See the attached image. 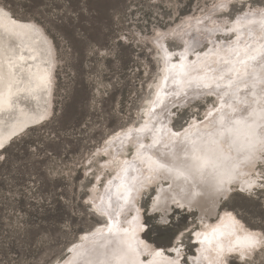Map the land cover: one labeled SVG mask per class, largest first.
Wrapping results in <instances>:
<instances>
[{
  "label": "rangeland",
  "instance_id": "obj_1",
  "mask_svg": "<svg viewBox=\"0 0 264 264\" xmlns=\"http://www.w3.org/2000/svg\"><path fill=\"white\" fill-rule=\"evenodd\" d=\"M3 1L15 14L34 17L46 26L59 62L51 119L30 126L2 151L0 264H55L69 254V246L77 245L81 232L101 223L85 202L93 183L86 163L111 132L138 121L148 79L157 71L148 47L138 45L135 35L148 34L154 25L168 28L187 14H207L218 0ZM175 15L177 21L171 20ZM123 35L132 43L121 41ZM224 36L231 39L224 32L216 33L218 39ZM168 42L170 48L178 46ZM212 98L197 97L186 106H174L171 124L179 129L194 113L202 117V111L215 104ZM230 187L219 210L232 209L246 224L264 231V188H242L237 183ZM152 193L140 201L146 224L142 236L161 246L169 258L177 257L172 249L179 247L180 264H190L189 256L197 255L200 214L176 204L172 210L152 214ZM176 237L182 242L177 243ZM255 255L247 261L232 259L231 264H264V250Z\"/></svg>",
  "mask_w": 264,
  "mask_h": 264
},
{
  "label": "bare ground",
  "instance_id": "obj_2",
  "mask_svg": "<svg viewBox=\"0 0 264 264\" xmlns=\"http://www.w3.org/2000/svg\"><path fill=\"white\" fill-rule=\"evenodd\" d=\"M0 7H5L10 11L12 18L17 21L15 26H11L10 22L5 19L4 27L0 28V32L10 29L15 41L14 50L10 52L6 34L3 51L0 52V62L3 64L6 82L10 71L9 58H14L16 65L13 69L16 72L13 77L12 99L14 104H6L3 111H0V140L4 145L0 148L1 163L2 151L14 139L22 137L30 126H41L51 119L54 70L59 61L56 58L52 35L41 21L34 17L15 14L3 0H0ZM202 13L184 15L181 21L171 24L168 28L152 25L148 34L138 31L135 35L138 45L141 43L146 48L148 47V51L152 55L151 58L157 65V71L152 79H148L145 88V91L148 92L147 96L143 98L135 117L138 121L133 120L115 131L109 132L110 134L105 137L103 144L94 149V155L90 154L86 163L88 165L85 171L93 176V183L89 185L87 200L86 198L84 200L91 207V212L101 219V223L96 224L90 230L87 229L88 231L81 232L77 243L74 242L77 247H73V244L69 246L71 249L68 251L69 254L60 260H56V258L55 264H85L86 261L97 264L98 261L105 259L104 254L116 242H121L124 246L132 244L136 251L129 254L131 259L138 261L154 259L156 264H168L169 260L179 259L180 264L181 255L175 258L167 257L169 254L155 257L154 253L157 250L162 251V247L149 242L142 236L146 224L143 222L144 216L141 212L140 201L147 192H153L149 202L152 214L172 210L173 204L185 209H196L200 214L199 220L203 225L196 232L201 235L200 237L195 235L199 244H197V255L189 256L190 264H220L221 260H224L225 264H231L232 259L235 258L242 261L239 257V248L231 253L227 249L229 245L236 246L237 237L243 240L247 233L255 234L262 243L250 253H246L244 261L254 259L257 251L264 250V231L262 229L246 224L232 209L225 207L219 210L220 200L228 198L233 188L230 187L232 183L240 184L242 188H248L247 182L255 179L254 175H248L250 169L241 166L237 170L239 174L234 176L230 184L225 185L229 191L222 195L216 192L213 187L215 179L211 168L206 170L204 183H201L200 177L195 174V184H193L191 179L185 183L182 178L176 179L163 171L152 175L149 179L147 165L141 164L137 158V149L141 143L146 146L143 150L145 155H151L154 159H160L161 153L171 155L170 149L175 150L182 159L184 153L181 149L187 147L191 150L193 144L198 149L196 155L212 154L209 150L215 146L209 143L211 138L207 134L214 131V121L219 119V113L213 112L212 116H208V113L214 107L219 108L220 98L216 93L219 91L222 95L223 89L216 90L213 87L211 95L216 100L215 104L203 110L205 115L202 117H198L194 113L184 126L177 129L171 124L173 107L183 106L192 99L196 100L197 97H206L210 90L197 88L195 82L189 86V78H184L182 85L174 82V78L175 81L181 79V76L178 75L180 71L178 67L172 69L170 73L165 71V68H171V65L178 66L183 54L190 78L203 76L205 67H218L219 57L224 55L228 46L235 41V35L227 32V28L232 26L231 19L234 17L228 18L224 12L216 8L207 14ZM241 15L243 14L241 13ZM176 17L177 15L171 20L177 21ZM225 21L228 23L226 24ZM21 25H30L32 28L21 27ZM248 27H251L256 35H259L258 23L248 25L245 27L242 41L248 39L246 35ZM218 31L230 35L231 39L229 40L225 36L220 39L216 38ZM161 36L165 38L160 39ZM120 40L132 43L127 35H123ZM170 40L178 43V46L170 48V42H168ZM165 49L169 54L167 57ZM103 54L105 55L107 52L103 51ZM21 55L24 56V60L19 59ZM165 76H168L167 81H165ZM17 81H22L18 87L15 86ZM244 94L242 89L240 97L243 98ZM248 99L251 103L250 95ZM224 100L227 103L234 102L229 96H224ZM239 106L243 107V105ZM224 112L230 114V109L225 107ZM142 128L143 131L140 130ZM174 132L180 133V135L172 136L171 134ZM154 137L160 143L150 148L147 147L153 145ZM165 144L169 146L168 149L164 147ZM223 153L236 156L235 150H230L227 144L223 146ZM215 155L219 156V153ZM93 169L94 171H92ZM220 171L222 169L218 168L216 174ZM102 176L104 177L102 178ZM101 179L102 183L98 184ZM84 186L82 185V188ZM214 218L217 221L213 222ZM110 224L113 225L111 233L108 230ZM141 225L143 227H140ZM216 228L223 230L225 235L214 238L211 245L207 242L201 243L205 234L212 238L213 229ZM217 243L224 246V252L219 256Z\"/></svg>",
  "mask_w": 264,
  "mask_h": 264
},
{
  "label": "snow or ice",
  "instance_id": "obj_3",
  "mask_svg": "<svg viewBox=\"0 0 264 264\" xmlns=\"http://www.w3.org/2000/svg\"><path fill=\"white\" fill-rule=\"evenodd\" d=\"M257 4L259 5L258 7L256 6ZM213 7L224 12L229 18L234 17V19H231L232 26L227 28V32L234 34L236 37L235 41L228 46L226 53L219 57L217 61L218 67H205L203 76L190 78V72L184 63L185 56L182 54L181 62L178 66L171 65V68H165V71L169 73L172 69L179 68L178 75L181 76V79L175 81L174 78V82L177 84L182 85L184 78H189V86L195 82L197 88L209 89V95L213 94L211 91L213 87L216 90L223 89L222 95L219 91L216 93L220 98L219 108L214 107L208 113V116H212L213 112L219 113V119L214 121V131L207 134L211 138L209 143L215 146L209 150L212 154L196 155L198 149L193 144L191 150L187 147L181 149L184 153L182 159L173 149H170L171 155L161 153L160 159H154L151 155H145L143 150L146 146L141 143L137 149V158L141 164L147 165V170L150 174L149 179H151L152 175L163 171L176 179L182 178L185 183L191 179L193 184H195V174L200 177L201 183H204L206 170L211 168L215 179L213 187L216 192L223 195L229 191L225 185L230 184L234 176L239 174L237 170L241 166L250 169L248 175L254 174L255 176V179L247 182L249 189L255 186L264 188V170L255 171L258 166L264 168V0H218ZM5 19L10 22L11 26L17 24V21L12 18L10 11L6 10L5 7H0V28L4 27L3 21ZM225 23L227 24L228 21H225ZM257 23L259 24V35H256L253 29L248 27L246 32L248 39L242 41L245 27ZM21 27L32 28L30 25H21ZM6 34L8 37V50L10 52L14 50L15 41L9 29L6 32H0V52L3 51ZM163 38L165 37H160V39ZM165 53L167 57L169 55L167 49H165ZM19 59L24 60V56L21 55ZM8 64L10 71L6 82L3 64L0 62V111H3L6 104H14L12 99L13 77L16 75V72L13 71L16 67L14 58H9ZM167 79L168 76H165V81ZM21 82L17 81L15 86L18 87ZM242 89L245 93L243 98L240 97ZM249 95L251 96V103H249ZM224 96H229L234 102L227 103L224 100ZM239 105H243V107ZM225 107L230 109V114L224 112ZM140 130L143 131L144 129ZM171 135L179 136L180 133L174 132ZM157 143H160V141L154 137L153 145L147 147L150 148ZM225 144L230 150H235L236 156L224 155L223 146ZM3 146V141L0 140V148ZM164 147L166 149L169 148L166 144ZM216 153H219V156H216ZM125 164H127V161H125ZM218 168L222 169V171L216 174ZM257 180L262 182L257 185ZM140 227L143 226L141 225ZM108 230L111 233L113 225L110 224ZM196 235L200 237L201 234L196 233ZM223 235L225 233L220 228L213 229V237L209 238L205 234L201 243L207 242L211 245L214 238ZM176 241L177 243L182 242L180 237H176ZM261 243V240L257 239L255 234L247 233L243 240L237 237L236 246L229 245L227 251L231 253L239 248V257L244 261L246 253H250L251 250L261 246ZM73 247L77 246L74 245ZM135 251L136 249L130 243L124 246L121 242H116L104 254L105 259L98 261L97 264H156L154 259L145 261L131 259L129 254ZM172 251L176 252L177 257H179V247L173 248ZM223 252L224 246L217 243L218 256L222 255ZM162 255L163 253L160 250L154 253L155 257ZM85 264H92V262L86 261ZM168 264H179V259L169 260ZM220 264H225V261L221 260Z\"/></svg>",
  "mask_w": 264,
  "mask_h": 264
}]
</instances>
